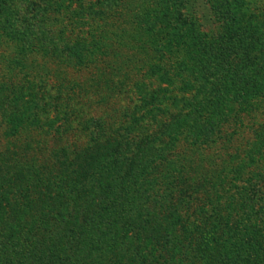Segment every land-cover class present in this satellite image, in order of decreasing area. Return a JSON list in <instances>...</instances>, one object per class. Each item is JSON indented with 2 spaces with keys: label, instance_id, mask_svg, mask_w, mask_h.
<instances>
[{
  "label": "rangeland",
  "instance_id": "374dc122",
  "mask_svg": "<svg viewBox=\"0 0 264 264\" xmlns=\"http://www.w3.org/2000/svg\"><path fill=\"white\" fill-rule=\"evenodd\" d=\"M229 80L245 95L262 90L231 103L211 143L193 145V123ZM175 138L160 151L162 191L179 206L164 213L162 251L173 264L261 253L264 0H0V154L14 155L16 173L31 178L56 159L44 180L55 186L75 146L88 167L99 142L126 141L129 161ZM17 246L6 251L17 258Z\"/></svg>",
  "mask_w": 264,
  "mask_h": 264
},
{
  "label": "trees",
  "instance_id": "16d2710c",
  "mask_svg": "<svg viewBox=\"0 0 264 264\" xmlns=\"http://www.w3.org/2000/svg\"><path fill=\"white\" fill-rule=\"evenodd\" d=\"M260 90L245 95L230 80L221 83L210 98L205 119L199 115L203 122L193 123L191 143L208 144L209 134L220 131V121L232 108L231 103L252 100ZM204 108L200 106L198 112ZM181 125L185 128L187 123ZM177 143L178 138L171 139L163 150L136 147L134 150L141 152L128 161L126 141L99 142L87 150L93 157L88 167L81 162L87 156L75 146L74 152L66 153L69 162L62 175H57L60 181L55 186L44 180L51 175L56 159L52 166L43 160L42 170L38 166V172L29 178L16 173L14 155L0 154V247L5 249L0 264H173L172 254L162 251L159 242L165 236L161 231L164 213L171 210V214H178L179 206L171 202L170 193L162 191L161 179L169 173L162 167L165 157L160 151L175 148ZM109 156L118 159L114 169L100 166V160ZM44 167L51 168L45 171ZM180 225L184 232L185 226ZM178 236L183 239V235ZM12 246L19 248L21 256L16 258L6 251ZM31 250L43 255L35 253L30 261ZM260 252L253 258L239 254L235 264H264V250ZM192 253L182 248L180 258H190Z\"/></svg>",
  "mask_w": 264,
  "mask_h": 264
}]
</instances>
